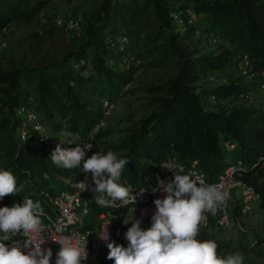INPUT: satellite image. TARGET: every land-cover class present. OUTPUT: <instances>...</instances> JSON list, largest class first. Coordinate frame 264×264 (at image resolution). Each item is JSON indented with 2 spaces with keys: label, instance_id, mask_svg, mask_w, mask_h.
Returning <instances> with one entry per match:
<instances>
[{
  "label": "trees",
  "instance_id": "16d2710c",
  "mask_svg": "<svg viewBox=\"0 0 264 264\" xmlns=\"http://www.w3.org/2000/svg\"><path fill=\"white\" fill-rule=\"evenodd\" d=\"M53 1L0 0V32L14 22L36 21ZM173 13L183 26L173 21ZM198 30L216 34L219 43L231 47L206 52ZM81 33L71 37L64 27L48 22L32 34L37 53L48 46L46 55L10 71L0 67V170L11 171L19 189L0 207L25 196L44 207L42 192L71 188L66 179L74 168H57L48 157L56 146L37 148L40 136L22 141L24 125L29 135L43 124L88 139L105 117L104 100L116 103L127 96L125 87L137 71L149 69L166 70L169 77L139 88L149 94V112L109 146L130 161L126 183L137 188L155 182L160 164L174 159L187 165L198 161L214 180L232 164L230 153L237 152L236 162L244 164L238 178L256 189L264 206V164L258 162L264 156V107L230 106L228 100L244 91L236 83H199L234 63L240 52L248 54L255 73L264 71V0H103ZM211 94L216 104L209 102ZM103 131L90 139L97 143Z\"/></svg>",
  "mask_w": 264,
  "mask_h": 264
},
{
  "label": "clouds",
  "instance_id": "9594fccd",
  "mask_svg": "<svg viewBox=\"0 0 264 264\" xmlns=\"http://www.w3.org/2000/svg\"><path fill=\"white\" fill-rule=\"evenodd\" d=\"M61 144H64L63 140L51 153L52 163L57 168L71 170L83 162L82 170L91 174L94 186L81 182L78 187L81 191H90L98 206L124 208L135 205L127 207L129 214L122 220L124 225L131 224L124 233L127 246L111 240L108 228L100 237L108 248L107 259L114 264H244L242 253L221 256L215 240L197 239L200 225L206 219L205 213L215 216L225 202L223 185L208 184L199 176L193 178L192 174L174 172L173 179L167 183L158 179V188H153V192L159 190L164 195L154 199L151 224L145 229L135 216L137 198L132 194L131 185L124 180L129 159L99 148L86 157V152L93 147L90 142H68L75 147H61ZM160 166L172 170L169 164ZM17 194L16 177L9 170H0V200ZM45 216L41 202L27 196L22 202L0 207V264H52V249L42 247L46 237L42 235L41 218ZM115 219L117 216L114 215L109 224ZM62 230V226L56 229L57 232ZM89 235L91 233L47 237L60 245L55 264H85L89 255L86 247Z\"/></svg>",
  "mask_w": 264,
  "mask_h": 264
},
{
  "label": "rangeland",
  "instance_id": "374dc122",
  "mask_svg": "<svg viewBox=\"0 0 264 264\" xmlns=\"http://www.w3.org/2000/svg\"><path fill=\"white\" fill-rule=\"evenodd\" d=\"M102 2L103 0H55L43 10L36 21L29 23L14 22L10 24L0 32V67L4 71H10L14 67L39 60L40 57L47 54L48 46L40 49L37 53L38 48L33 44L32 34L43 28L48 22H55L57 18H61L62 22L67 24L69 21H74L78 15H81L82 18L79 24L81 33L82 24L85 23L90 14ZM64 28L66 29L65 26ZM77 31L79 33V30H75L74 32L71 30L70 33L74 35ZM67 33H69L68 30ZM196 36L206 52H212L228 45L222 41L218 44H211L207 36L201 33H197ZM237 60L238 58L235 60V64H230L222 71L207 74L200 81L201 85H211L214 87V84H218L221 81L236 83L242 86L244 91L228 100L231 103L230 106L255 105L257 107H264V87L261 86V82L257 77L239 70L237 68ZM168 77L169 73L166 70L149 69L137 71L135 80L125 87V90L130 89L129 94L118 98L114 107L103 118L105 121L104 131L101 137L98 138L94 152L99 149L105 152L112 150L109 146L117 145L124 137L127 128L131 127L149 112L146 106L149 94L142 92L139 88L159 84L167 80ZM27 114L34 115L30 110ZM32 118L34 117L32 116ZM37 126L33 129L36 133L30 135V137L40 136L34 142L37 148L57 146V144H60V140L64 141V144H61V146H65L69 141L75 143L78 140L77 134L67 128L56 131L48 125L42 124ZM112 151L120 156L122 155L121 150L113 149ZM237 158V152L230 153L229 161L231 163H235ZM67 178L78 179L80 175L74 171L68 173ZM240 194V187L237 186L233 189L231 202L233 224L231 228L220 229L217 227L215 219H212L209 228L200 229L197 239L202 241L215 240L219 245L218 254L221 256L240 252L245 257V264H264V206L261 200L255 201L251 204L250 209L246 213H243L240 206ZM219 249L221 250L219 251Z\"/></svg>",
  "mask_w": 264,
  "mask_h": 264
},
{
  "label": "built area",
  "instance_id": "2783aa9c",
  "mask_svg": "<svg viewBox=\"0 0 264 264\" xmlns=\"http://www.w3.org/2000/svg\"><path fill=\"white\" fill-rule=\"evenodd\" d=\"M171 17L174 22L179 23L180 26L184 25L183 20L178 14H171ZM82 20L81 15H78L74 21H69L67 24L62 22L61 18H57L55 24L57 26L66 27L69 31L68 35L71 37L80 35L79 24ZM191 23V21H189ZM79 28V29H78ZM79 30V33H74L71 35L70 31ZM197 33H201L200 30ZM77 34V35H76ZM211 44H218L219 38L214 33H209L207 36ZM123 40V39H121ZM237 68L241 71H245L250 75L256 77L261 82V86L264 87V71L259 73L254 72V66L246 52H240L237 54ZM208 100L211 104H216L217 99L215 95L211 94L208 97ZM115 101L104 100L103 107L105 110V116L111 111L110 109L114 107ZM29 112V110L27 111ZM21 113V112H20ZM30 115V114H29ZM36 117L35 115H30V117ZM105 126L104 119L100 120L93 126L90 137H93L100 133ZM38 127L37 125L34 126ZM102 129V130H101ZM101 130V131H100ZM78 136V140L75 143H84L90 142L93 144V147L90 151L86 152V157H90L95 150L96 143L85 137ZM30 135L26 125H24L20 130V138L22 141H27ZM226 145L229 148H233V142H226ZM49 159L51 153L48 155ZM51 161V159H50ZM258 162L264 164V156L259 157ZM165 164H169L172 167V170L161 167L159 180H163L165 183L173 179V172L175 174H192L193 178L199 176L205 183L208 184H221L223 185V190L226 193V199L223 205H220L215 216L210 213H205L206 219L201 223L200 229H207L210 227V222L212 219H215L217 227L220 229H229L233 224L232 217V191L237 186L240 187V206L241 211L246 213L251 204L255 201H260V194L256 189L244 183L241 179L238 178V175L244 169V164L241 160H238L235 163L230 164L216 179H208L205 172H203L198 161H194L191 164L177 163V161L172 160L168 161ZM83 162L78 167H75L74 170L80 175L78 179H69L67 178V184L71 188H65L60 190H55L54 192H42L46 197L47 205L44 206V211L46 213L45 217H42V235L46 237V242L42 247L51 248L53 251L52 264H55L56 253L60 249V245L48 239L59 238L60 236L71 237L74 234H79V236H86L88 233H91L87 237V251L89 253L88 259L85 264H114L112 260L107 259L108 248L106 242L103 241L100 237L105 235L106 229L110 233L111 240L115 241L117 244H122L127 246V241L124 237V233L127 231V228L131 224L124 225L122 223L123 216L128 215L127 207H135V205H129L124 208H115V207H100L96 204L94 198H92V193L90 191H81L78 187V184L81 182L86 183L89 187H93L94 184L91 180V174L85 173L82 170ZM158 179L155 182H152L146 186L142 187H131L132 194L136 196V212L135 216L137 219L142 221L141 227L147 229L150 227L151 220L150 217L155 210V205L153 203L154 199L162 198L164 193L162 191L153 192V188H158ZM144 190L143 192H141ZM1 201V200H0ZM119 203V202H117ZM142 211L144 214H142ZM117 216V219L113 220L110 224L109 221L113 216ZM71 220V223L69 221ZM58 226H62L63 230L57 232L56 229ZM22 239V238H21ZM82 243L84 241H81Z\"/></svg>",
  "mask_w": 264,
  "mask_h": 264
},
{
  "label": "crops",
  "instance_id": "0c3cea01",
  "mask_svg": "<svg viewBox=\"0 0 264 264\" xmlns=\"http://www.w3.org/2000/svg\"><path fill=\"white\" fill-rule=\"evenodd\" d=\"M200 83V82H199ZM201 84V83H200Z\"/></svg>",
  "mask_w": 264,
  "mask_h": 264
}]
</instances>
